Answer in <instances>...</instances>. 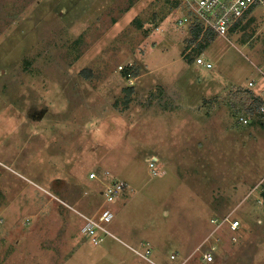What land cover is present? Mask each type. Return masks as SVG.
I'll use <instances>...</instances> for the list:
<instances>
[{
    "label": "rangeland",
    "instance_id": "374dc122",
    "mask_svg": "<svg viewBox=\"0 0 264 264\" xmlns=\"http://www.w3.org/2000/svg\"><path fill=\"white\" fill-rule=\"evenodd\" d=\"M185 12L182 0H0V143H12L1 159L22 117L45 116L49 135L67 114L80 171L59 188L73 207L51 195L49 168L39 181L13 166L0 181V264H172L173 253L185 264H264V115L248 110L264 87V7L226 37L195 36L178 22ZM105 170L130 188L113 203L119 240L96 245L75 209L99 207L89 174ZM61 230L66 251L51 260L39 241ZM200 245L216 247L214 261Z\"/></svg>",
    "mask_w": 264,
    "mask_h": 264
},
{
    "label": "built area",
    "instance_id": "2783aa9c",
    "mask_svg": "<svg viewBox=\"0 0 264 264\" xmlns=\"http://www.w3.org/2000/svg\"><path fill=\"white\" fill-rule=\"evenodd\" d=\"M185 6L186 12L178 19L180 25H200L202 31H215L216 33L227 36L228 32L238 24L255 6H263L264 0H182ZM197 63L204 64L207 67H212L213 63L205 60L202 55H199L196 59ZM123 68V67H122ZM127 81L129 84H133L134 76L131 72L127 74ZM252 84V82H250ZM257 97L262 99L259 111L264 115V87L260 93H254L253 100ZM244 123H248L249 118H242ZM158 162L157 156H152L149 160L150 169L152 175H158L159 171L156 168ZM0 165L8 168L2 161ZM91 179L97 180L101 185L98 189L100 194L99 207L90 213H86L81 210L75 209V211L82 218L81 232L85 238L92 241L94 244L102 243L108 236L117 237L111 230V224L116 218V212L113 209V203L117 202L122 195L130 188L128 182L123 178L115 175L112 171L105 170L100 175L96 171H91L89 174ZM102 196V200H101ZM229 221L231 229H237L241 225V221L238 219L225 218ZM217 219H213L216 222ZM225 220V221H227ZM223 223L214 229V232L222 228ZM149 245V243H147ZM203 246L200 245L198 250H202ZM140 255L147 258L146 254H149V250H146V254L142 251L135 249ZM203 251V260L212 262L216 258V247L211 245ZM172 258H176V254L172 255ZM190 257H185L181 262L174 264H185Z\"/></svg>",
    "mask_w": 264,
    "mask_h": 264
},
{
    "label": "crops",
    "instance_id": "0c3cea01",
    "mask_svg": "<svg viewBox=\"0 0 264 264\" xmlns=\"http://www.w3.org/2000/svg\"><path fill=\"white\" fill-rule=\"evenodd\" d=\"M256 7L257 6L253 7L249 11V13L241 21H239L238 24L235 25L232 29H234L235 27H239L243 23H246L247 20H249L250 17L253 14H255L254 10ZM64 117H62V119H59L58 116L54 118V120L56 121L55 123H51L52 124L50 126L51 131L49 132V135H46L47 131L45 129H40L41 127H43L44 124H47L45 116L42 117L41 119H39V117L37 118L36 116L35 117L32 116L33 119H29V120L26 117L24 118L22 117L20 119L19 127H18V134L20 135L19 137L20 139L17 142L18 146L16 145L17 146L16 149H13L14 154H11L10 156H6L5 160L1 159L5 157V153H4L5 150L3 148L10 147L11 146L10 144L12 143H10L11 139L8 138H3L4 142L0 143V161H2L8 167L6 168L0 165V181L2 179H7L10 175L15 176L13 172H17V170L13 168V166L19 167L18 172L20 176H24L23 172L26 171L27 169L37 172L38 173L37 178H39V181L46 180V178L43 177L42 175L40 177V173L46 172L49 168L51 173L55 175V182L53 183L55 187L54 188L55 191H53L52 194L50 193V191L48 193L51 194L54 198H56V200H58L61 204L66 206L70 205V202L59 196L61 193L63 196L67 197L68 192L64 190L60 191L59 188L61 187L62 189H64V187L68 188L70 186V182H73V179L79 176L80 171H79V167L74 166L75 151L73 150V148H71V145L69 143L64 141V138L68 139V135L70 133V130L68 128V124L70 122L68 120L67 114L66 117L65 118ZM31 128H34L32 129L34 131L28 132V130ZM2 143H4V145H1ZM40 152H41V156L39 158L38 157L36 158V156ZM34 156L36 159H34ZM48 157H51L50 159L51 163L47 160ZM34 160H37V164H35L36 167L32 169L30 165H33ZM48 163L51 164L50 165L51 167H48ZM56 172L61 174L58 176ZM125 193L122 195V198L125 196ZM69 199L70 197L68 196V200ZM70 206L73 207L72 205ZM67 236H69V233H67V231L61 230L58 233H56L52 238V240L50 241L48 239V236L44 235L43 239L40 240L39 243L43 246L51 244L50 248H44V251L50 252L51 260H53L55 254L56 253L58 254L61 248L66 247L65 243L67 241ZM110 237L114 238L115 240H119L117 237L114 236H108L106 239H109ZM104 250H107V252L111 251L112 244H109L108 247H105ZM173 254H171V258ZM103 258H105V256H103ZM172 259L174 260L172 264H174L177 263L179 260H181L182 256L177 254L176 258H172Z\"/></svg>",
    "mask_w": 264,
    "mask_h": 264
},
{
    "label": "trees",
    "instance_id": "16d2710c",
    "mask_svg": "<svg viewBox=\"0 0 264 264\" xmlns=\"http://www.w3.org/2000/svg\"><path fill=\"white\" fill-rule=\"evenodd\" d=\"M201 31H202V28L200 25H196L193 27V32H194L195 36H198L201 33ZM196 59H197V57H196ZM190 60H194V58L191 57ZM127 73H128V71H127ZM261 103H262V99L260 97H257L256 100L251 103V107H249L250 109H248L249 113L250 112L253 113L256 111H258L260 113L259 108H260ZM251 115H254V114H251Z\"/></svg>",
    "mask_w": 264,
    "mask_h": 264
}]
</instances>
